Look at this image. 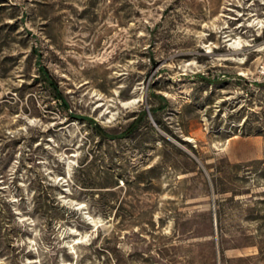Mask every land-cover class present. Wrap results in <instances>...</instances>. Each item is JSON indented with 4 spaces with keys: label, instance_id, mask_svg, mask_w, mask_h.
Listing matches in <instances>:
<instances>
[{
    "label": "rangeland",
    "instance_id": "obj_1",
    "mask_svg": "<svg viewBox=\"0 0 264 264\" xmlns=\"http://www.w3.org/2000/svg\"><path fill=\"white\" fill-rule=\"evenodd\" d=\"M0 264H264V0H0Z\"/></svg>",
    "mask_w": 264,
    "mask_h": 264
},
{
    "label": "bare ground",
    "instance_id": "obj_2",
    "mask_svg": "<svg viewBox=\"0 0 264 264\" xmlns=\"http://www.w3.org/2000/svg\"><path fill=\"white\" fill-rule=\"evenodd\" d=\"M229 42V41H228ZM231 44V43H230ZM233 45L235 46V47H238V49H241V48H243V42L239 39V40H235V41H233ZM135 102V100L134 101H132L131 103H134Z\"/></svg>",
    "mask_w": 264,
    "mask_h": 264
},
{
    "label": "trees",
    "instance_id": "obj_3",
    "mask_svg": "<svg viewBox=\"0 0 264 264\" xmlns=\"http://www.w3.org/2000/svg\"><path fill=\"white\" fill-rule=\"evenodd\" d=\"M54 89H56V87H55ZM57 95H58L59 97H61V96L59 95V93H57Z\"/></svg>",
    "mask_w": 264,
    "mask_h": 264
}]
</instances>
